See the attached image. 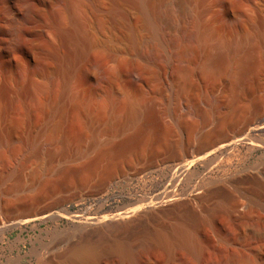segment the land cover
<instances>
[{"label":"rangeland","instance_id":"obj_1","mask_svg":"<svg viewBox=\"0 0 264 264\" xmlns=\"http://www.w3.org/2000/svg\"><path fill=\"white\" fill-rule=\"evenodd\" d=\"M254 1L264 5V0H230L246 19L242 33L249 42L262 35L258 36L260 32L249 26L264 27V14L246 9V3ZM213 3L214 0H206V8ZM120 6L125 17L113 12L112 0H0V160L14 150L19 153L7 167L0 164V206H19L20 199H28L43 178L69 160L68 152L73 146L87 147L93 153L90 144L94 138H107L108 122L113 123L117 139L130 129L125 126L129 120L126 104L111 106L107 102L105 90L100 87L101 77L112 80L111 88L116 94L140 99V103L144 101V92H170L174 82L169 68L157 82L129 78V68L130 72L141 68L140 47L129 38L124 24L140 30L142 17L132 5ZM73 19L82 24L83 32L93 42L80 60L73 57L75 41L61 33L71 27ZM116 20L123 24H115ZM62 62L69 63L74 72L69 78L68 95L60 98L58 87L51 81ZM220 76L221 81L208 89L202 86L201 70L194 69V94L202 105L208 94L203 92L211 91L212 99L220 92L230 93L228 75L222 71ZM259 91L264 92V85L251 89L254 94ZM85 97H93L92 101L97 98L102 106L98 109L91 101V108L85 111L79 105ZM220 102L212 101L208 106ZM59 106L64 115L57 129L53 124L59 118ZM139 133L122 149L117 148L119 152L115 150L117 163L111 168L116 173L112 172L109 179L102 172L100 177L87 180L83 189L54 191L38 205L41 209L37 212L44 215H25L17 226L0 231V264H75L66 261L71 246L106 221L121 222L130 216L135 217V222L130 227L123 224L115 234L129 240L136 254L134 260L103 257L100 262L82 264H223L225 255L251 253L254 244L250 237L264 236V210H248L250 194L264 204V187L257 186L251 176L252 172H259L264 180V116L255 118L249 140L236 138V145L221 144L217 151L209 153V167L196 165L189 174L176 173L170 164L159 166L154 161H133L130 157V163L122 162L133 151L132 147L138 146ZM124 170L134 176L125 177ZM80 194L88 198L72 200ZM224 201L236 202L238 207L229 211L219 209ZM175 202L181 205L168 213L157 211V206ZM188 212L200 221L193 227L202 243L199 261L193 262L191 255L180 247L167 252L141 245V235L147 229L171 226ZM50 213L58 217H47ZM43 217H47L46 221H42ZM257 249L264 262V245Z\"/></svg>","mask_w":264,"mask_h":264},{"label":"bare ground","instance_id":"obj_2","mask_svg":"<svg viewBox=\"0 0 264 264\" xmlns=\"http://www.w3.org/2000/svg\"><path fill=\"white\" fill-rule=\"evenodd\" d=\"M112 1L114 13L125 17L126 14L120 5L128 4L132 5L142 17L140 30L124 24L129 38L131 37L140 47L141 68L131 72L129 68V78L131 77L134 81H143L148 78L157 82L169 68L173 74L174 84L169 93H166L164 89H159L154 94L144 92L141 95L144 101L140 103V99L130 100L126 95L116 94L111 88L112 80L105 76L104 79L101 77L100 87L105 90L104 96L107 102L111 106L126 104L129 120L125 126L129 125V132L127 131L122 138L117 139L114 134L117 131H114L113 123L108 122L105 125L107 138L103 141L94 138L90 144L93 153H90L87 147L73 146L71 153L67 151L70 156L69 160L67 159L68 162L64 161L63 165L43 178L39 188L29 195L30 198L27 197L28 199L22 201L20 199V205L17 204L19 206H0L1 232L10 226H17L23 221L25 215L40 211L41 207L38 205L53 195L54 191L79 189L90 178L100 177L102 172L105 178L109 179L112 172H115L111 167L117 163L115 160L117 157L114 156L115 150L132 140L138 132H140L138 146L132 147V154L130 152L129 155L126 154V160L122 162L130 163V157L133 161H154L159 166L170 164L176 173L181 171V173L189 174L196 165L209 167L212 162L210 152L217 151L221 144L229 142L230 145H236V138L249 140L255 118L264 116V92L259 91L257 94L251 92L252 88L264 85V27L263 25L249 26L256 32H260L257 33L258 36L262 35L256 41L253 39L254 42L246 40L242 33V24L246 19L241 11L230 3V0H214L211 8H206V0ZM91 4L95 7L94 3ZM246 9L260 15L264 14V5L259 1L246 3ZM73 22L71 21L69 29L60 30L64 38L75 41L77 45L73 42L76 47L73 57L74 60H80L85 58L87 48L93 42L89 34L83 32L82 24L74 19ZM113 22L123 24L117 20ZM62 63L60 67L58 66L57 75L51 76V82L58 87L56 91H59V97L68 95L69 78L74 72L69 63L70 66ZM132 63L135 64V60ZM95 67L101 69L99 65ZM195 68L201 70L202 86L208 89H212L221 81L220 74L225 71L229 78L230 93L220 92L212 99L211 91L203 92L208 94L204 96L206 102L202 105L196 100L194 94ZM92 98H83L79 105L87 111L91 108L89 104L94 99ZM223 100L224 102H220ZM212 101L220 103L208 106ZM93 102L98 109L102 106L97 98ZM60 108L57 110L59 118L53 124L57 129L60 127L61 116L64 115V109ZM14 151L9 155L6 154L4 159L1 158L0 164L7 167L6 164L17 159L19 153ZM82 158L83 161L80 160ZM126 171L124 170L125 173ZM130 175V172L126 173L125 177ZM251 176L257 186L264 187V180L259 177V172H252ZM249 200V211L264 210V204L253 194H250ZM177 205L181 204L175 202L170 206L156 208L159 213H168ZM236 207H238L236 202L225 203L224 201L218 205L219 209L228 211ZM134 218L130 216L121 222L106 221L101 224L68 249L66 261L82 264L100 262L103 257L133 261L136 254L131 243H128L129 240L125 241L126 238L124 240L123 237L116 235L115 232L121 230L123 224L130 227ZM181 219L168 227L143 230L145 232L141 235V245L167 252L174 247H180L191 255L193 262L199 261L202 255V243L193 231L195 224L200 223L199 218L188 212ZM206 222L209 223L210 220L206 219ZM249 240H252L251 244H254L251 253L225 255L226 262L223 264H264L263 257L257 249L258 246L264 245V236H251Z\"/></svg>","mask_w":264,"mask_h":264},{"label":"water","instance_id":"obj_3","mask_svg":"<svg viewBox=\"0 0 264 264\" xmlns=\"http://www.w3.org/2000/svg\"><path fill=\"white\" fill-rule=\"evenodd\" d=\"M83 198H88V196H87V195H84V194H80V195H78V196H75L72 200L75 201V200H80V199H83ZM64 212H65L66 214H71L70 210H68V209H64ZM42 215H44V214H41V212H36V216H42ZM49 216H51V217H55V218L58 217L57 214H55V213H50L47 217H49ZM47 217H43V218H41L42 221H46L45 219H46ZM55 218H53V219H55ZM49 220H51V219H49Z\"/></svg>","mask_w":264,"mask_h":264}]
</instances>
